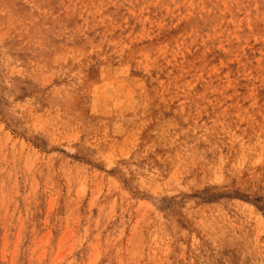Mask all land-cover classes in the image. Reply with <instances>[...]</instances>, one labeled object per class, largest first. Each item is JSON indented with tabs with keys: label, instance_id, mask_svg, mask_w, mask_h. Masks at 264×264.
Here are the masks:
<instances>
[{
	"label": "rangeland",
	"instance_id": "374dc122",
	"mask_svg": "<svg viewBox=\"0 0 264 264\" xmlns=\"http://www.w3.org/2000/svg\"><path fill=\"white\" fill-rule=\"evenodd\" d=\"M0 264H264V0H0Z\"/></svg>",
	"mask_w": 264,
	"mask_h": 264
},
{
	"label": "bare ground",
	"instance_id": "6f19581e",
	"mask_svg": "<svg viewBox=\"0 0 264 264\" xmlns=\"http://www.w3.org/2000/svg\"><path fill=\"white\" fill-rule=\"evenodd\" d=\"M157 27V26H156ZM138 40V39H137ZM173 55V54H172Z\"/></svg>",
	"mask_w": 264,
	"mask_h": 264
}]
</instances>
